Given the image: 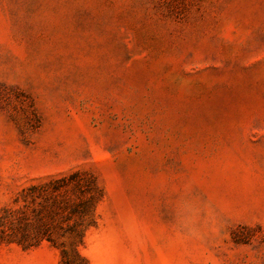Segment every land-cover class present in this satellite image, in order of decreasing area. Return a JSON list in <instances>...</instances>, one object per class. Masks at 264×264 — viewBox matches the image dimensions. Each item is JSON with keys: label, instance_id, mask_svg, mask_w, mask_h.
Wrapping results in <instances>:
<instances>
[{"label": "rangeland", "instance_id": "obj_1", "mask_svg": "<svg viewBox=\"0 0 264 264\" xmlns=\"http://www.w3.org/2000/svg\"><path fill=\"white\" fill-rule=\"evenodd\" d=\"M73 170L102 199L69 255L264 264V0H0V206Z\"/></svg>", "mask_w": 264, "mask_h": 264}, {"label": "trees", "instance_id": "obj_2", "mask_svg": "<svg viewBox=\"0 0 264 264\" xmlns=\"http://www.w3.org/2000/svg\"><path fill=\"white\" fill-rule=\"evenodd\" d=\"M102 191L88 172L73 170L17 191L8 205L0 206V245L29 249L48 241L59 249L57 264H88L77 248L69 255L59 238L83 240L95 224V209Z\"/></svg>", "mask_w": 264, "mask_h": 264}]
</instances>
